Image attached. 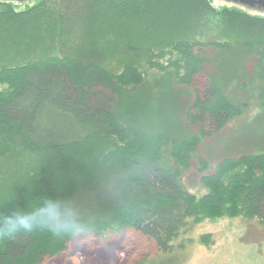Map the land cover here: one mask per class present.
Wrapping results in <instances>:
<instances>
[{
  "label": "trees",
  "instance_id": "16d2710c",
  "mask_svg": "<svg viewBox=\"0 0 264 264\" xmlns=\"http://www.w3.org/2000/svg\"><path fill=\"white\" fill-rule=\"evenodd\" d=\"M238 94L264 112V14L211 0H0V215L64 197L92 235L143 239L129 264H179L177 222L264 224V131L255 152L212 173L198 154L243 114ZM120 148L132 172L108 167L100 200L76 205L89 190L78 183ZM193 158L201 196L181 183ZM68 243L40 231L0 240V264H42Z\"/></svg>",
  "mask_w": 264,
  "mask_h": 264
},
{
  "label": "rangeland",
  "instance_id": "374dc122",
  "mask_svg": "<svg viewBox=\"0 0 264 264\" xmlns=\"http://www.w3.org/2000/svg\"><path fill=\"white\" fill-rule=\"evenodd\" d=\"M211 1L216 8L238 6L246 8L252 14H264V8H261L264 6V0H245V4H249L250 8L238 0ZM253 61L252 59L247 60L244 67L249 75L254 69ZM197 86L200 88L204 86L202 77L197 81ZM238 96L242 101L244 100L243 114L230 119L220 132L206 138L198 147V154L209 163V169L205 174L212 173L216 164L224 158H235L257 150L254 149L253 142H259V132L263 133L264 131V112L259 104L254 102L255 99L252 101L250 97L244 98L239 94L232 95L233 99ZM193 129L196 130L197 127ZM36 140L47 141L40 135L39 139L36 137ZM98 144L102 148L105 146L103 141H98ZM124 151L125 149L120 148L116 156L106 155L101 160L103 165L99 174L96 176L94 174L93 177H90L91 179H84L78 183L89 190L78 198L76 205L84 207L100 200V194L105 189V181L102 180H105L107 176L106 169L108 167L120 170L128 165L129 169L127 170L129 173L132 172L134 162ZM126 156L130 161L128 164L123 160V157ZM24 159L31 161V157L26 154H24ZM48 159L50 158H42L43 161ZM97 170L98 168H96ZM182 173L181 183L186 191L197 196L206 193V189L200 184V177L203 174L197 160L193 158L190 161V167ZM45 176V171L39 175L44 179ZM155 201L160 204L165 203L160 193H155ZM176 224L175 233L170 240L173 241V247H181L180 250H175L176 254L180 256L179 264H264V224H256L242 217L206 220L193 228H183L178 222ZM206 233L211 234V240L208 235H205ZM203 234L204 241L209 242V245L199 243V238ZM100 237H107V242L84 245L71 242L70 248L68 243L63 253L47 258L42 264H129L132 256L144 244L143 239L138 235L116 228L108 230Z\"/></svg>",
  "mask_w": 264,
  "mask_h": 264
},
{
  "label": "clouds",
  "instance_id": "9594fccd",
  "mask_svg": "<svg viewBox=\"0 0 264 264\" xmlns=\"http://www.w3.org/2000/svg\"><path fill=\"white\" fill-rule=\"evenodd\" d=\"M47 232L57 239L81 245L107 242V237L91 234L88 224L78 210L64 197H44L31 209H15L0 215V240H11L33 232Z\"/></svg>",
  "mask_w": 264,
  "mask_h": 264
},
{
  "label": "water",
  "instance_id": "95a60500",
  "mask_svg": "<svg viewBox=\"0 0 264 264\" xmlns=\"http://www.w3.org/2000/svg\"><path fill=\"white\" fill-rule=\"evenodd\" d=\"M14 1H18V2H22V1H26V0H14ZM238 1H240L241 3H243L245 6H247L248 8H250L251 6L249 5V4H245V0H238ZM262 9L264 8V6L263 7H261Z\"/></svg>",
  "mask_w": 264,
  "mask_h": 264
}]
</instances>
